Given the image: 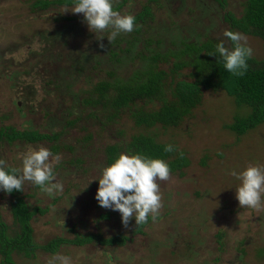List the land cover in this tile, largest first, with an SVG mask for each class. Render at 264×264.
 I'll return each instance as SVG.
<instances>
[{
  "label": "rangeland",
  "instance_id": "obj_1",
  "mask_svg": "<svg viewBox=\"0 0 264 264\" xmlns=\"http://www.w3.org/2000/svg\"><path fill=\"white\" fill-rule=\"evenodd\" d=\"M32 2L0 0V128L10 125L58 134L51 141L11 143L0 135V159L11 167L21 166L18 154L29 146L49 150L58 146L49 159L60 156L54 169L63 191L49 195L24 182L21 197L27 205L48 207L32 216L31 240L42 245L55 237L72 240L100 233L118 234L126 241L107 246L65 241L55 252L37 248L28 257L12 251L13 264H47L56 253L70 256L72 264H264V196L259 207L239 206L235 198L239 182L230 174L250 163L264 165V122L240 135L227 127L249 108L238 106L222 89L201 87V101L179 125L143 128L134 123L129 109L111 120L106 110L91 115L101 106L82 101L98 80L125 81L148 69L152 53L178 51L185 41L208 36L232 48L233 42L224 35L231 28L223 14L231 10L240 16L244 0H225L223 5L217 0H114V9L122 14L145 12L136 18L133 31L120 32L111 43L99 36L112 29L90 31L83 14L71 11L73 4L33 10ZM232 31L246 37L251 58L264 59L260 38ZM174 59L169 56L158 64L168 67ZM140 131L184 150L189 163L182 173L158 181L161 207L154 218L149 214L141 227L130 218L125 226L118 211L98 205L95 178L107 163L105 147L123 146ZM120 152L126 151L121 147ZM11 201L12 195L0 189V219L9 238L20 232ZM104 213L109 216L102 217Z\"/></svg>",
  "mask_w": 264,
  "mask_h": 264
},
{
  "label": "trees",
  "instance_id": "obj_2",
  "mask_svg": "<svg viewBox=\"0 0 264 264\" xmlns=\"http://www.w3.org/2000/svg\"><path fill=\"white\" fill-rule=\"evenodd\" d=\"M221 5L225 0H217ZM74 0H33L32 9H44L52 4L72 5ZM145 12V11H144ZM144 12H139L135 18H142ZM146 13L148 8L146 7ZM224 19L229 23L231 31L238 29L244 33L256 36L262 40L264 45V0H244L243 11L240 16L235 15L231 10L224 11ZM136 21V19H135ZM217 39L206 36V38L183 42V48L178 51L171 49L162 53H152V63L147 70L135 72L134 76L127 80L119 78L100 79L94 83L88 97L82 100L84 104L100 105L90 114L95 115L98 111H108L107 118L114 119L120 110L129 109L134 123L143 128L159 124L163 127L177 126L184 116H187L192 109L201 101V87L208 89H222L232 96L235 103L245 105L249 108L247 115L235 117L227 127L243 134L248 129L264 122V59L248 57L246 68L242 75L227 72L215 53ZM212 53V54H210ZM171 60L168 67L159 66V61ZM187 70L185 73H181ZM110 74V73H109ZM147 103H155L157 106L146 108ZM138 105V106H134ZM134 108L132 109V107ZM0 135L4 136L9 143L16 139L27 142L51 141L57 138V133L41 132L34 128L4 126L0 128ZM125 144H108L105 147L106 162L119 153V148L126 152H139L150 157H159L165 160L171 173H182L181 169L187 166L189 159L184 150H176L175 145L158 141L153 135L147 132H135L128 137ZM166 144L173 145L171 152L164 151ZM51 153L58 151V146H51ZM23 190L6 192L12 195L10 210L13 215L14 224L20 232L9 238L5 235V223L0 219V264H13L11 252L16 251L29 256L37 248L45 251L55 252L58 245L65 241L76 244L98 242L104 245H124L126 237L118 234L102 236L100 233H87L76 236L72 240L62 237H55L42 245L34 244L31 240L32 226L30 220L36 213H44L48 207L27 205L21 193ZM104 213L102 217H108ZM150 216L148 217V219ZM139 227L143 225L137 224ZM139 230V229H138ZM221 241V240H220ZM219 241V242H220Z\"/></svg>",
  "mask_w": 264,
  "mask_h": 264
},
{
  "label": "clouds",
  "instance_id": "obj_3",
  "mask_svg": "<svg viewBox=\"0 0 264 264\" xmlns=\"http://www.w3.org/2000/svg\"><path fill=\"white\" fill-rule=\"evenodd\" d=\"M113 3L114 0H74L70 9L73 13H82L83 21L94 33H103L111 28L108 35L99 36H106L111 43L120 32L133 31L136 19L130 13L122 14L115 10ZM224 35L233 42V47L227 48L223 41H217L215 53L227 72L242 75L252 50L242 33L225 31ZM172 150L173 145L164 146V151ZM18 155L20 167H11L0 159V189L5 192L22 190L24 182L30 181L49 195L63 191V184L56 180L54 169L60 161L59 154L50 160L51 151L38 145L29 146ZM169 174L168 163L159 157L130 150L120 152L101 168L99 177L95 178L98 187L94 198L100 207L118 211L123 225L127 226L130 218L141 224L146 222L149 214L154 218L158 213L161 207L158 181L167 180ZM230 174L239 182L235 187L239 206L259 207L264 196V165L250 163L240 171L230 170ZM47 264H72V260L68 255L56 253Z\"/></svg>",
  "mask_w": 264,
  "mask_h": 264
}]
</instances>
